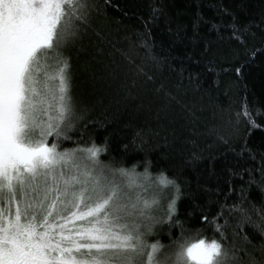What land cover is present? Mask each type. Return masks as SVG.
<instances>
[{
  "label": "trees",
  "instance_id": "trees-1",
  "mask_svg": "<svg viewBox=\"0 0 264 264\" xmlns=\"http://www.w3.org/2000/svg\"><path fill=\"white\" fill-rule=\"evenodd\" d=\"M92 2L87 33L66 50L82 119L60 150L107 145L102 164L135 165L142 175L150 162L151 179L161 172L175 179L182 191L177 215L191 243L220 239L202 216L215 215L226 196L229 205L246 197L242 207L258 221L253 205L264 206V0ZM234 29L242 41L233 38ZM245 100L259 127L236 124ZM245 145L250 153L240 156ZM169 192L170 199L174 189ZM240 220L238 213L229 218L225 247L237 249V264L249 261L241 247L264 261L257 250L264 238L251 224L239 230ZM180 237L181 228L166 216L149 242L167 247Z\"/></svg>",
  "mask_w": 264,
  "mask_h": 264
},
{
  "label": "snow or ice",
  "instance_id": "snow-or-ice-1",
  "mask_svg": "<svg viewBox=\"0 0 264 264\" xmlns=\"http://www.w3.org/2000/svg\"><path fill=\"white\" fill-rule=\"evenodd\" d=\"M95 8L92 0H0V264H237V249L224 244L229 218L240 214L237 228L251 224L264 238V206L253 205L259 217L253 221L242 207L246 197L229 205L226 196L215 215L202 216L220 239L191 243L177 215L181 188L161 172L158 183L174 189L167 223L181 228L165 252L159 241L148 242L160 201L144 198L147 186L131 179L141 175L135 165H103L107 145L60 150L82 119L66 50L82 42ZM237 31L233 38L242 41ZM242 120L259 127L246 100L235 113L236 124ZM246 153L245 145L239 155ZM150 167L142 174L149 180ZM243 240L251 244L247 234ZM257 250L264 256V239ZM239 251L248 264H264Z\"/></svg>",
  "mask_w": 264,
  "mask_h": 264
},
{
  "label": "rangeland",
  "instance_id": "rangeland-1",
  "mask_svg": "<svg viewBox=\"0 0 264 264\" xmlns=\"http://www.w3.org/2000/svg\"><path fill=\"white\" fill-rule=\"evenodd\" d=\"M62 151V150H61ZM104 165V164H103ZM132 180L136 182V184H143L147 186V191L143 192V196L145 199H148L151 201L154 197L158 198L160 203L155 205L152 211V215L155 217V219L158 221L154 228H153V235L148 236V242L149 239L154 236V233L156 232V229L158 228V225L162 222V220L165 219L167 216V204L169 200V191L170 188H164L158 183V180L156 179H148L146 176L142 175H133L131 177ZM141 189H137V191H140ZM150 243V242H149ZM174 247V245H173ZM172 249L165 247V252H169Z\"/></svg>",
  "mask_w": 264,
  "mask_h": 264
}]
</instances>
